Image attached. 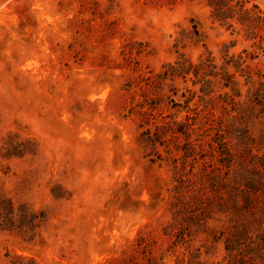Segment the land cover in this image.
Listing matches in <instances>:
<instances>
[{"label":"rangeland","instance_id":"obj_1","mask_svg":"<svg viewBox=\"0 0 264 264\" xmlns=\"http://www.w3.org/2000/svg\"><path fill=\"white\" fill-rule=\"evenodd\" d=\"M193 24L201 42L179 50L189 59L219 57L234 39L230 54L248 46L200 1L0 0V147L12 133L35 150L0 152V195L45 214L32 241L0 234V264L173 262L157 260L168 244L171 172L138 144L126 83L172 62L175 38ZM222 254L216 244L202 257Z\"/></svg>","mask_w":264,"mask_h":264},{"label":"trees","instance_id":"obj_2","mask_svg":"<svg viewBox=\"0 0 264 264\" xmlns=\"http://www.w3.org/2000/svg\"><path fill=\"white\" fill-rule=\"evenodd\" d=\"M189 1L203 2L213 21L248 46L230 54L234 39L219 57L205 50L189 59L179 50L201 42L193 24L175 38L172 62L158 70L136 68L126 83L138 144L171 172L170 219L162 229L168 244L157 260L173 255L171 264H264V66L247 62L264 58V8L257 0ZM16 138L2 139L3 157L34 155L30 140ZM44 218L43 211L0 195V234L32 241ZM216 244L222 257L203 259ZM142 257L152 262L150 245Z\"/></svg>","mask_w":264,"mask_h":264}]
</instances>
